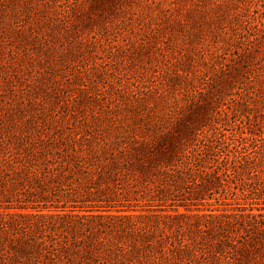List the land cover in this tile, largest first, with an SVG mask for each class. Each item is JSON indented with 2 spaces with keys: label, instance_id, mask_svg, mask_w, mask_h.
I'll use <instances>...</instances> for the list:
<instances>
[{
  "label": "rangeland",
  "instance_id": "obj_1",
  "mask_svg": "<svg viewBox=\"0 0 264 264\" xmlns=\"http://www.w3.org/2000/svg\"><path fill=\"white\" fill-rule=\"evenodd\" d=\"M180 123L193 133L175 166L208 190L151 200L165 176L143 182L142 155L157 160ZM117 171L151 188L128 205L188 206V245L111 250L105 264H264V245L228 253L197 230L209 214L264 217V0H0V264H54L43 232L19 226L80 206Z\"/></svg>",
  "mask_w": 264,
  "mask_h": 264
},
{
  "label": "trees",
  "instance_id": "obj_2",
  "mask_svg": "<svg viewBox=\"0 0 264 264\" xmlns=\"http://www.w3.org/2000/svg\"><path fill=\"white\" fill-rule=\"evenodd\" d=\"M176 131V135L166 139L165 143L168 147L157 149L156 153L159 155L157 160L150 158L151 155L145 152L142 155V162H145L140 165L144 177L141 179L143 182L148 178V171L153 168H161L162 174L165 176V179L150 181L154 186L149 194L152 197L151 200L161 201L166 198L174 200L176 197L191 200L193 198L192 191H189L190 187L195 186L208 190V183L211 182L210 179L208 182L191 179L187 172L183 175L179 174V166L175 165L185 156V149H181V145L183 139L193 133V130L190 124L180 123L176 126ZM130 149L132 151L129 154L136 155L137 151L139 153L145 151L146 146L138 143L136 146H130ZM174 158V162H171ZM147 163H151L149 168ZM115 173L108 179H101L94 183L96 186H93L91 190L84 191L81 196H77L76 199L81 202L80 206L73 205L68 210V207L62 205L60 213L39 214V221L24 227L19 226L27 231L37 228L43 232L45 239L42 235L38 237L40 240L38 245H43L45 259L54 264H58L56 262L105 264L108 261L107 254L111 250L136 253L140 249L144 254L146 252L149 254L151 247H159L158 251L161 252L163 245L177 247L181 250L188 245V239L182 231L187 223L185 221L187 215L178 210L180 206L185 210L188 209L186 204H179V206L172 203L167 206L163 204L128 205L131 201H138L139 198L144 199L143 191L151 188L143 186L144 190H141L142 188L137 186L138 183L130 180L122 184L117 176L119 172ZM169 177L171 183H169ZM185 179L186 185L181 186V182ZM66 203L67 201L64 202V204ZM116 203L120 205L116 206ZM129 208L132 211L135 208L139 210L155 208L162 214H157L149 218L148 221H144L141 215L127 212L130 211ZM167 209L174 210L173 214L166 212ZM208 216L214 219L204 220L208 221L205 223H197V230L199 233L206 232L212 239L217 240L215 246L218 249L225 247L228 253L248 256L257 245H264L263 215L257 214L256 216L249 213L244 219H229L228 216L217 218L214 214ZM165 232H169V234L166 235ZM172 233L175 234L174 242L169 239V235L172 236Z\"/></svg>",
  "mask_w": 264,
  "mask_h": 264
}]
</instances>
